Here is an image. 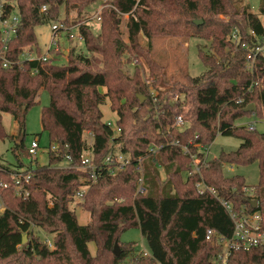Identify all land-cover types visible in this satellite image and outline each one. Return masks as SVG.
Listing matches in <instances>:
<instances>
[{"label":"trees","instance_id":"trees-1","mask_svg":"<svg viewBox=\"0 0 264 264\" xmlns=\"http://www.w3.org/2000/svg\"><path fill=\"white\" fill-rule=\"evenodd\" d=\"M97 1L0 0L4 15L16 13L20 20L6 45L0 29V140L23 136L24 143L27 114L46 91L49 105L41 112L42 128L51 146L61 149L59 155L48 153L47 164L34 160L25 169L32 173L27 197L0 187L6 206L0 213V264H120L128 257L131 264H213L221 250L206 241V230L230 237L234 229L219 199L236 213L258 212L264 230V133L238 125L245 118L264 119V55L247 59L264 37V2L256 14L236 0H105L100 33L95 35L87 24L79 28L86 53L70 51L63 65L21 59L25 49L43 55L35 29L57 20L62 6L69 14ZM126 15L128 43L120 33ZM199 20L203 24L195 23ZM234 33L237 44L231 40ZM140 35L149 41L156 36L206 41L212 54L199 48L206 71L173 86L164 67L151 57V43L143 46ZM126 52L132 57L128 62L144 60L149 66L155 94L138 66L133 76L124 72ZM3 58L12 64L4 67ZM107 99L118 116L116 135L103 121L101 105ZM249 106L254 110L246 112ZM4 113L16 121L17 136L5 130ZM178 118L181 126L176 125ZM87 132L93 136L91 145L84 138ZM218 135L235 137L241 144L206 160L200 148ZM64 154L71 157L68 165ZM84 154L90 155L94 170L81 167ZM118 155H124V164ZM192 155L200 159L199 172ZM254 163L259 179L250 197L245 178L225 176L223 170L224 165ZM16 171L0 161L4 182H11ZM200 181L214 188L219 199L209 191L200 193ZM84 185L89 188L80 206L90 213L88 224H81L70 207ZM136 228L151 257L136 258L135 244L121 241L123 233ZM25 234L28 241L23 244ZM44 236L51 238L54 250L43 242ZM90 243L96 246L94 255ZM116 243L120 256L114 254ZM227 264H264V247L234 250Z\"/></svg>","mask_w":264,"mask_h":264},{"label":"rangeland","instance_id":"rangeland-1","mask_svg":"<svg viewBox=\"0 0 264 264\" xmlns=\"http://www.w3.org/2000/svg\"><path fill=\"white\" fill-rule=\"evenodd\" d=\"M239 6L249 5L253 13L259 14V9L264 0H236ZM105 0H99L87 6L83 11L78 10L71 11L69 14L66 13L65 7L60 8L59 18L53 22L46 21L44 24L36 27L35 34L37 42L43 53H47L48 47L51 44L53 33L52 25L60 23L64 26L60 29L56 37L58 39V51L54 54L52 62L57 65H63L67 63L68 53L72 50L76 52L86 53L83 40L79 39L80 33L79 28L88 25L90 30L95 34H99L101 31V17L102 12L105 8ZM15 14V13H14ZM129 16L122 17V24L120 26L121 37L124 42L128 43V29L127 20ZM264 24V16L261 17ZM73 35L74 37H70ZM231 40L237 44L238 38L232 36ZM140 42L143 46L148 47L149 42L152 45L151 57L159 63L165 69L166 79L172 85L175 83L186 84L187 76L197 77L202 75L206 71V67L199 57V48L207 53H211L209 43L200 39H192L185 37H169V36H156L151 41L145 36L140 35ZM258 43L261 45V49L255 47L254 50H264V37L261 38ZM67 51L64 54V51ZM249 52L248 55L251 54ZM58 55V56H56ZM53 56V54H52ZM132 59L130 53L126 52L123 56V70L129 76H133L135 68L138 69L143 77V80L150 86V91L155 94V88L152 87L150 80V68L142 60L141 63L128 62ZM174 86V85H173ZM180 86V85H178ZM162 90L165 87H161ZM102 91H105L102 90ZM174 101L178 98L175 96ZM39 104L31 108L26 117L25 131H24V143L21 140L23 136L14 138L13 140H0V161L10 165L12 168H18L17 170H25L34 160H38L41 164L48 163V151L51 146L49 136L47 132L43 131L41 124V112L42 109L49 105V95L46 91H42L39 95ZM101 111L103 113V121L112 122L115 124L118 116L116 112L111 110L110 102L107 99L105 104L101 105ZM3 126L9 134L17 136V123L13 116L8 113L3 114ZM254 125L259 133H264V119H257L255 117L245 118L238 122V125ZM84 138L89 145L93 142V136L90 133H85ZM37 140L39 143V149L37 155L33 157L29 153V148L33 141ZM241 144V141L235 137H227L218 135L215 141L205 148H208V158H214L218 156L222 151L230 152L236 150ZM204 151V148H200ZM207 158V159H208ZM225 176L232 177L234 175L243 176L246 180L249 189H252L254 185L258 183L259 179V168L258 164L254 163L249 166H230L224 165ZM162 173V178H165V174ZM88 190L89 185L82 187ZM82 199L75 197L74 201L70 204L71 209L75 210L78 214V220L81 224H88L90 222V213L86 212L81 206ZM121 241L125 243H134V256L140 257L144 253H147L151 257V252L147 241L142 237L139 228L131 229L121 235ZM91 253L94 255L96 252V246L94 243L89 244ZM131 257H128L124 262L120 264H131Z\"/></svg>","mask_w":264,"mask_h":264},{"label":"built area","instance_id":"built-area-1","mask_svg":"<svg viewBox=\"0 0 264 264\" xmlns=\"http://www.w3.org/2000/svg\"><path fill=\"white\" fill-rule=\"evenodd\" d=\"M4 4L0 2V29L2 33V42L4 45L11 40L18 29V24H19V16L18 14H7L4 15ZM43 10H46V7L43 8ZM64 26L60 23H55L52 25V41L51 44L48 47L47 53H43L42 56H36L34 52L30 49H25L23 53L21 54V59L22 60H28V61H39V62H47L48 60L53 59L54 54L58 51V39L56 37L57 33L59 32L60 29H63ZM234 38H238L237 33L233 34ZM255 36V35H254ZM70 37H74L71 35ZM79 39H82L81 36H79ZM261 45L257 46V49L260 48ZM4 49L6 47L4 46ZM261 49V48H260ZM53 54V56H52ZM258 54H263L264 55V50H254L251 52V54L248 55V60L251 58H255ZM2 53H0V58H2ZM12 64L11 61H8L7 59L3 58V66L8 67ZM109 126L112 127L114 134H119L120 129L117 128L115 124L112 122H107ZM182 120L181 118H178L176 121L177 126H181ZM247 128L249 130H256V127L254 125H247ZM39 149V143L37 140L33 141L31 143V146L29 148V153L35 157L37 155V151ZM151 150H154L153 148ZM56 153L59 155L61 153L60 146L58 144H53L49 148V152ZM186 151L189 152L188 149ZM204 153H205V159L207 160L208 158V148H204ZM119 161L124 164L126 161L124 159V155H118L117 156ZM193 157V168L194 171L199 172V164H200V159L197 158V156L192 155ZM64 158L66 159V164L71 163V157L69 155L64 154ZM209 159V158H208ZM206 160L203 162L205 164ZM106 161L109 163L112 161V157L109 156L107 157ZM91 157L89 154H84L81 157V167L83 169H93L94 167L91 164ZM32 178V173H25V170H17L15 173L11 174V182H4L0 178V187L3 188H12L14 191V194L18 197H27L29 195V192L27 190V185L30 183V180ZM94 175H92V179L94 180ZM141 181V180H140ZM197 189L200 193H203L205 191H209L211 194H213L216 198L217 192L214 188L208 187L203 181H200L196 184ZM86 188L81 189L77 194L76 197L83 199L85 193H86ZM245 193L252 197L255 193V190L245 188ZM219 199V198H218ZM220 203L222 206L229 212L230 217L234 223V229L233 233L230 237L225 236L224 234L218 232L217 230L213 228H209L206 230L205 233V239L207 242H209L211 245L220 248V252L216 256V258L213 261V264H227L228 258L231 254L232 251L234 250H250L253 247H258V246H263L264 247V230L262 228V217L258 212L255 213H248L241 211L240 213H236L233 211V206L226 200L219 199ZM6 210V206L2 201L0 200V213L2 214ZM43 242L47 244V246L50 248V250H54L55 246L53 241L49 236H44ZM145 256H147V253H144Z\"/></svg>","mask_w":264,"mask_h":264},{"label":"water","instance_id":"water-1","mask_svg":"<svg viewBox=\"0 0 264 264\" xmlns=\"http://www.w3.org/2000/svg\"><path fill=\"white\" fill-rule=\"evenodd\" d=\"M195 23H196L197 25H201V24H203V21L199 20V21H195ZM144 100H145V98L142 97V98H141V102H144ZM253 110H254V107H253V106H249L245 111H246V112H250V111H253ZM253 203L255 204V201H254ZM254 206H255V205H254ZM27 241H28V237H27V235L25 234V235L23 236V241H22V243H23V244H26ZM114 254H115L116 256H120V254H121V250H120V248H119L118 243H116V245H115V248H114Z\"/></svg>","mask_w":264,"mask_h":264},{"label":"crops","instance_id":"crops-1","mask_svg":"<svg viewBox=\"0 0 264 264\" xmlns=\"http://www.w3.org/2000/svg\"><path fill=\"white\" fill-rule=\"evenodd\" d=\"M64 51V50H63ZM67 53V51H64V54H66ZM56 56H58V55H56ZM54 59V58H53ZM41 94V93H40ZM38 99H39V96H38ZM12 135H14V134H12ZM18 169V168H17ZM21 170V169H20Z\"/></svg>","mask_w":264,"mask_h":264}]
</instances>
